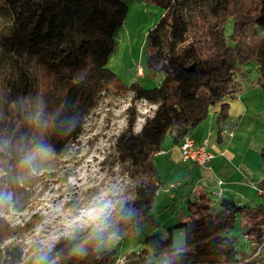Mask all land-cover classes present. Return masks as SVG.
Here are the masks:
<instances>
[{
  "label": "trees",
  "instance_id": "obj_1",
  "mask_svg": "<svg viewBox=\"0 0 264 264\" xmlns=\"http://www.w3.org/2000/svg\"><path fill=\"white\" fill-rule=\"evenodd\" d=\"M145 1L162 10L144 46L145 72L163 75L151 88L138 82L126 86L107 67L116 32L128 13L121 0H0L2 103L30 91L32 66L60 80L63 96L53 108L41 145L56 155L64 153L83 135L87 119L108 93L129 98L125 124L112 136L104 162L136 185L133 196L119 208L111 233L154 226V156L163 150L167 136L179 145L214 109L224 122L228 101L242 92L250 65L255 76L248 83L264 93V0L249 16L240 12L242 0ZM219 6L225 11L216 15ZM198 31L201 38L196 37ZM140 101L153 110L136 130ZM185 203L187 222L175 227L184 235L185 248L168 264H256L264 255V247L237 249L235 237L225 236L242 217L246 242H262L263 204L240 205L232 198L212 204L206 194ZM89 233L58 238L51 259L57 264H120L122 258L104 246L105 231ZM172 250L169 238L147 242L141 254L149 264H157Z\"/></svg>",
  "mask_w": 264,
  "mask_h": 264
},
{
  "label": "rangeland",
  "instance_id": "obj_2",
  "mask_svg": "<svg viewBox=\"0 0 264 264\" xmlns=\"http://www.w3.org/2000/svg\"><path fill=\"white\" fill-rule=\"evenodd\" d=\"M121 1L128 7V13L116 32V46L107 67L126 86L138 82L145 88L155 87L163 75L151 76L145 72L144 46L147 33L158 22L162 10L145 0ZM261 1L242 0L240 12L245 16L253 15ZM224 11L219 6L216 15ZM201 36L202 32L198 31L196 37ZM251 67L244 83L255 76ZM138 68L144 76L137 74ZM32 69L34 82L24 97L2 103L0 93V264H57L51 259V249L58 238H76L96 231H105L108 238L104 246L114 251L117 259L133 264H149L147 257L141 254L147 242L171 238L173 250L165 253L157 263L168 264L175 253L185 248L184 235L175 227L187 222L185 202H193L199 195L195 186L199 175H194L179 188H171L167 194L164 190L169 186L170 171L157 158L158 188L150 211L154 226L142 225L111 233L115 231L119 208L133 196L136 185L117 167L111 168L104 162L112 136L125 124L124 113L129 98L108 93L87 119L80 139L64 153L56 155L41 142L48 132L53 108L63 96L60 80L33 66ZM2 83L0 79V92ZM136 107V130H139L146 113H151L153 108L143 101L137 102ZM260 131L259 135L264 138V127ZM170 143L171 138L167 136L164 148ZM29 156L31 163L25 164ZM172 175L180 180L183 178ZM170 194L174 197L170 198ZM7 195H10V201L5 199ZM9 202L15 213L4 207ZM103 204L109 207L101 221L71 223L80 216L81 210ZM18 211L23 214L17 215ZM245 221L238 217L233 229L225 233V236L235 237L237 249L247 246V240L242 236ZM169 229H173L172 234ZM256 264H264V260Z\"/></svg>",
  "mask_w": 264,
  "mask_h": 264
},
{
  "label": "crops",
  "instance_id": "obj_3",
  "mask_svg": "<svg viewBox=\"0 0 264 264\" xmlns=\"http://www.w3.org/2000/svg\"><path fill=\"white\" fill-rule=\"evenodd\" d=\"M232 126V136L220 135L223 127ZM262 127L264 93L257 85L244 83L242 92L228 101L224 122L219 120L218 111L214 109L210 117L188 135L196 144L206 142V149L214 156L210 169L183 161L178 145L172 141L167 148L163 144V150L154 156L156 171L157 158L170 171L168 191L166 188L164 192L169 194L171 188H179L194 175H199L195 180L196 192L206 194L212 204H217L222 198H232L240 205L264 203V138L259 135ZM172 174L183 178L180 180ZM218 179L222 185L217 184ZM172 196L170 194V198Z\"/></svg>",
  "mask_w": 264,
  "mask_h": 264
},
{
  "label": "built area",
  "instance_id": "obj_4",
  "mask_svg": "<svg viewBox=\"0 0 264 264\" xmlns=\"http://www.w3.org/2000/svg\"><path fill=\"white\" fill-rule=\"evenodd\" d=\"M143 71L138 68L137 69V74L139 76H142ZM234 131V127H223L220 130V135L223 134H228L229 136H232ZM179 149H180V153H181V157L183 161L186 162H190L193 164H198L201 166H206L209 169L211 168V164H212V159H213V154L210 153L207 149H206V142L204 141L202 144H196L189 136H186L183 138V140L180 142V144L178 145ZM217 184L218 185H222L223 182L221 180H217ZM170 187H173V185H171ZM166 191H168V188L166 189ZM220 190L218 191V196L220 195ZM244 238L246 240H249V238L245 235ZM249 245L251 247L256 248L257 251H259L261 248L264 247V239L262 242L258 243L255 242L253 240L249 241ZM119 263L122 264V261L119 260ZM243 264V263H241Z\"/></svg>",
  "mask_w": 264,
  "mask_h": 264
},
{
  "label": "clouds",
  "instance_id": "obj_5",
  "mask_svg": "<svg viewBox=\"0 0 264 264\" xmlns=\"http://www.w3.org/2000/svg\"><path fill=\"white\" fill-rule=\"evenodd\" d=\"M32 160V157H26L24 163L25 164H30ZM5 199L7 201H10L11 197L10 195H7L5 197ZM5 203V202H4ZM4 206V205H3ZM7 210V208H9L13 213H15L16 210H14L9 202V204L7 203L6 206H4ZM109 207L108 204H103L102 206L99 207H90V208H86L81 210V214L79 217H77L74 221H72L71 223H96L102 220V217L104 216L105 210ZM9 213V212H8ZM21 215L23 214L22 211H18L17 215ZM19 215V216H20Z\"/></svg>",
  "mask_w": 264,
  "mask_h": 264
},
{
  "label": "water",
  "instance_id": "obj_6",
  "mask_svg": "<svg viewBox=\"0 0 264 264\" xmlns=\"http://www.w3.org/2000/svg\"><path fill=\"white\" fill-rule=\"evenodd\" d=\"M262 260H264V255H263V256H261L260 258H258L256 261H254V263H255V262L262 261ZM251 263H252V262H251ZM246 264H250V263H246Z\"/></svg>",
  "mask_w": 264,
  "mask_h": 264
}]
</instances>
